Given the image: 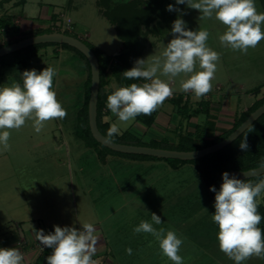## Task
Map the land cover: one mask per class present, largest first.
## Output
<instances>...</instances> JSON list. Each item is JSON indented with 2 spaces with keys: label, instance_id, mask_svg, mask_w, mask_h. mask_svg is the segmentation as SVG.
Here are the masks:
<instances>
[{
  "label": "rangeland",
  "instance_id": "374dc122",
  "mask_svg": "<svg viewBox=\"0 0 264 264\" xmlns=\"http://www.w3.org/2000/svg\"><path fill=\"white\" fill-rule=\"evenodd\" d=\"M26 1L24 5L13 9L11 1L0 4V17L9 18L7 24L0 27V41L14 36L17 29L20 32L32 24L44 25L49 21L48 16L56 13L57 20L51 21L52 24L48 27L66 30L91 43L95 48L112 53L121 45L114 26L100 14L96 0H73L71 4H68V0ZM173 2L175 8L180 10L177 12V18L185 21L186 28L192 31L206 29L209 32L207 46L220 54L215 78L212 80V91L208 93L211 100L216 101L220 94L228 91L229 94L223 101L224 105L240 111L256 101L257 97L258 99L264 97V40L257 47L249 48L247 55L222 46L219 35L226 31V26L214 17L200 20L198 10L189 8L187 4L177 5L175 0H172V5ZM255 3L257 11L264 12L260 0H255ZM167 6L165 15L159 16L153 23L158 34L151 33L141 42L142 53L139 59L146 60L145 67L153 57L163 59V51L174 38L171 28L176 16L173 18V11H168ZM19 15L22 21L14 24L11 16L16 19ZM67 18L71 20L70 25ZM54 49L55 46L52 44L40 48L39 53L31 58L26 67H3L0 62V87L11 86L16 82L22 85L21 74L25 70L35 69L39 73L47 66L53 67L56 70L53 90L68 113L66 119L46 122L40 133H36L32 127L33 121L27 120L20 129L9 130L10 147L7 151L0 145V236L11 235V242L2 244V248H18L21 252V246L18 245L17 239L13 241V237L17 238L18 233V239L24 236L27 245L23 252L24 264H32L31 251L40 252L32 248L37 241L30 239V236L35 235L33 230L43 229L45 234L54 232V226L75 227L81 230L83 224L90 223L93 226L99 225L104 234L112 233V238L124 234L123 236L126 235L130 239L129 234L133 231L125 227L120 229L121 224L126 222L129 224L134 218L137 221L138 218L150 220L148 219L150 213L146 211L138 213L139 210L137 212V208L131 202L153 203L150 208L160 206L161 219L164 215L171 219L173 215L169 214L173 210V193L183 191L185 187L182 186L187 184L193 185L194 189H198V185L202 186L194 166L186 165L174 170L172 162L168 160H160L163 162L160 163L158 171L154 167L155 178L150 183L141 180L139 186L136 179L143 178L147 171H151L147 164L135 162L127 155L115 153L112 154L113 158L103 165L96 154L90 152L83 142L78 141L75 135L70 133L76 122L74 119L76 111L83 101L81 91L85 72L79 70L75 62H72V57L68 56L67 53L72 52L65 50V54V51L57 52ZM157 75L165 81L171 82L173 79L175 81L172 84L173 91L182 92L181 81L187 78L184 74L174 78L162 76L159 72ZM193 96L194 94H191V100ZM172 107V103L165 100L156 116L159 117L160 112L165 111L175 116V122L177 113L172 112ZM204 116L200 114L197 121H191L190 125L199 124L201 128L209 130L213 121ZM181 126L184 128V123L175 125L176 136ZM125 187L128 188L126 195L123 192ZM194 189L190 194H194ZM258 198L262 201V193ZM108 201H116L114 206L120 204L123 206L111 208L106 204ZM108 238L109 243L110 237ZM120 243L122 242L119 241L114 246L111 241L108 246L110 254L108 257L113 256L114 260L119 261L111 264H156L150 261L143 262L142 255L140 252L135 253L134 248L132 254L128 255L125 251L128 247H121ZM187 254H189L187 260L185 259L183 264H203L201 259L192 262L193 252ZM100 264L106 262L102 261ZM160 264L173 262L166 260ZM254 264L261 263L257 261Z\"/></svg>",
  "mask_w": 264,
  "mask_h": 264
},
{
  "label": "clouds",
  "instance_id": "9594fccd",
  "mask_svg": "<svg viewBox=\"0 0 264 264\" xmlns=\"http://www.w3.org/2000/svg\"><path fill=\"white\" fill-rule=\"evenodd\" d=\"M175 3L187 4L189 8L198 10L200 20L214 17L226 26V31L219 35V41L234 51L247 55L249 48L257 47L264 40V12L257 11L255 0H175ZM167 10L180 11L172 4L167 6ZM171 33L174 38L163 51V59L153 57L147 67L145 59H137L131 69L122 73L128 80L147 82L112 86L115 91L107 96L106 106L125 125L137 116H150L173 96L172 83L159 78L158 72L172 78L184 74L187 78L181 81L180 90L192 92L194 100L199 101L212 91L220 54L207 46L209 32L206 29L188 30L185 21L177 18L173 21ZM55 75L56 70L51 66L39 73L35 69L25 70L21 74L22 85L16 82L0 87V145L3 150L10 147L9 130L20 129L27 120H32L35 132L40 133L46 122L67 118V110L53 90ZM117 134H120V129L113 123L107 137L111 140ZM239 148L247 152V135H244ZM222 180L219 191L215 186L209 188L215 193L212 219L218 225L220 251L235 264H242L253 256L264 259V231L259 227L262 216L258 212L257 200L264 192V179L252 184L224 172ZM151 221L142 220L133 232L151 234L159 242L164 256L173 264H183V258L178 254L183 239L174 230L153 227V224L163 222L159 215L152 213ZM33 231L41 245L52 249L46 264H97L92 257L97 251L98 236L92 224H83L81 230L54 226V232L47 234L43 229ZM125 251L132 254L131 248ZM0 264H24V256L18 248H0Z\"/></svg>",
  "mask_w": 264,
  "mask_h": 264
},
{
  "label": "trees",
  "instance_id": "16d2710c",
  "mask_svg": "<svg viewBox=\"0 0 264 264\" xmlns=\"http://www.w3.org/2000/svg\"><path fill=\"white\" fill-rule=\"evenodd\" d=\"M10 0H1L0 4ZM26 0H17L16 2L23 4ZM73 0H68L71 4ZM170 0H97V4L103 16H105L112 24H114L118 36L123 41L122 50L116 55L106 54L99 48H95L91 43L83 40L87 43L95 52L99 60L100 66V87L98 96V115L97 121L99 129L103 134L107 136V131L110 127L108 122H104L101 117V110L107 102V96L114 91H106L105 85L107 84V73L110 71L119 82L125 83L130 86L131 83H138L140 80H128L123 76V72L132 68L135 60L140 54V36L146 32V28L150 29L151 22L157 15L164 16L166 11V5ZM264 10V0H260ZM8 17H0V27L7 24ZM54 20H57L54 15ZM145 28V30L143 29ZM59 30L53 27L41 28L35 32H22L19 37L13 40L0 41V46L17 41L29 35L50 32ZM64 33L74 35L68 31ZM76 36V35H74ZM55 45L63 49L70 50L74 56L80 58L84 62L86 71V79L83 83V101L77 110V124L76 135L83 139L85 144L96 149L100 156H103L102 151H108L118 154H123L132 157H150L155 159H163L172 162L174 168H178L185 163H195L196 168L200 176L203 178L205 185L215 186L218 190L219 180L222 173L229 169H249L259 166L264 163V114L261 115L251 126H249L239 137H237L232 143L228 144L221 150L213 153H209L201 158L193 160H182L176 158H160L152 155L123 153L114 151L101 143H99L90 131L88 122V101L90 96V84H91V69L90 64L86 56L73 46L66 43H39L34 44L20 50L11 52L0 57L1 66L3 67H26L29 65L33 56L39 53L40 48L47 45ZM258 89V88H257ZM256 89V90H257ZM173 105L176 106L177 112L184 116L186 119H190L193 116L204 112L207 114V119L210 117L209 107L210 102L201 101L197 107H193L190 104L188 97L184 99L183 93H177L170 99ZM264 103V97L257 99L246 111H243L236 119L233 127L222 134L216 135L212 138H208L207 130L201 128L199 124H196L193 130H185L182 127L179 129V134L176 136V141L169 142L164 137L161 140H151L149 143H143L139 139L133 138L128 132L124 131L121 134L114 135L112 140L122 143L141 144L149 146H157L163 148L179 149V150H193L208 146L214 142H217L232 132L238 125L242 123L247 116L256 109L259 105ZM157 111L153 112L150 116L140 115L136 119L144 123L145 125H151L156 117ZM247 135V143L249 148L247 152L242 151L239 148V144ZM264 179V173L256 177L242 179L246 182L255 184L259 180ZM210 191V190H209ZM211 197L215 200V193L210 191ZM258 200V212L262 216L259 227L264 231V192H262V201ZM18 240V239H17ZM52 254V249L46 248L41 255L37 258L35 264H46V258Z\"/></svg>",
  "mask_w": 264,
  "mask_h": 264
},
{
  "label": "crops",
  "instance_id": "0c3cea01",
  "mask_svg": "<svg viewBox=\"0 0 264 264\" xmlns=\"http://www.w3.org/2000/svg\"><path fill=\"white\" fill-rule=\"evenodd\" d=\"M10 1H11V5L13 6L11 9H13L14 7L19 6V5H24L27 2V1H25L23 4H21V3L18 4V2H16L17 0H10ZM171 2H172V0H170L169 4H171ZM96 3H97V0H96ZM169 4H167V5H169ZM260 4H261V2H260ZM97 6H98V4H97ZM173 6H174V2H173ZM261 6H262V4H261ZM98 8H99V6H98ZM99 12L102 15L100 9H99ZM11 14H13V13H11ZM54 15L56 16V13H52L51 15H49L47 18V19H49V21L44 25L32 24L29 28H26V30L22 29L20 32H18V29H17V33L14 36H12L11 38L7 37L5 39L13 40V39H16L17 37H19V35L22 32H26V31L35 32V31L40 30V28H47L49 25L52 24L51 21H55ZM159 16L160 15H157L156 18L151 22V24L149 26L150 27L149 30L147 28H146V30H145V28H143L146 32L145 33L143 32L140 36V44H139L140 54L137 57V59H139V57L142 53V48H141L142 40L145 37H148L151 33H157L158 32L156 26L153 23ZM174 16H176V19H177V16H178L177 11L176 12L173 11V18H174ZM103 17H105V16H103ZM21 18L22 17L20 15L16 19H14V17L11 16V20H13L14 24H17L16 22L20 23L22 21ZM56 18H57V16H56ZM68 19L70 20V18H67V21H68ZM112 25L114 26V24H112ZM114 28H115V26H114ZM115 31H116V28H115ZM116 34H117V31H116ZM117 36H118V34H117ZM119 39L121 40V45L117 46L116 51L114 53L108 52V51L103 50V49H101V50L104 51L106 54H109V55L118 54L122 50V47H123V41L120 37H119ZM158 41H159V39H158ZM65 50H67V49H63V48L57 47V46H55V49H54V51H57V52L58 51L64 52ZM68 51L71 52L70 50H68ZM65 54H66V51H65ZM67 54L69 57H72V62H75L76 67L79 70H83L85 72V78H84V81H85L86 71H85V67H84V62L80 58L74 56L73 53L72 54L67 53ZM134 64H135V62H134ZM134 64L132 65V67L134 66ZM107 80H108V82L105 85L106 91H109V90L115 91V88L112 87L113 85H115L116 87L128 86L125 83L119 82L118 79L113 74H111L110 71L107 73ZM84 81H83V83H84ZM144 82H147V81H144L141 79L138 82V84H142ZM171 83L174 84L175 81H173V79H171ZM220 89H221V87H220ZM82 93H83V88H82L81 94ZM177 93H183L184 99H186L188 97V99L190 100V104L193 107H197L199 105V103L203 100L210 102V107H209L210 117H208V119H211L213 121V123H212V128L207 130V133H208L207 137L208 138L214 137L216 135L222 134V133L230 130L233 127L235 119L243 111H246L255 102L254 101L252 104H250L247 107H243L239 111V110H236V109L234 110V109L224 105L225 103L223 101H224V99H226L225 96L229 94L228 91L220 94L219 99H217L216 101L211 100L209 94H207L206 96H203L199 101H197L194 99L191 100V94H193L192 92L184 93V92L173 91V95H175ZM171 98H168L166 100L171 102V100H170ZM258 98L259 97H257L256 99H258ZM106 104H107V102L105 103V105L103 106V108L101 110L102 120L104 122H108L110 124V126H111V124L116 123L120 129V134L123 133L124 131H128L133 136V138L139 139L141 142H143L145 144L149 143L151 140L159 141L164 137H166L169 140V142H174V141H176V134H175L176 132H174V131H176V129L174 128L175 125H177L178 123L181 122V123H184V125H185L183 129L193 130L194 127L196 126V124H195V126H191L190 125L191 121H194V120L197 121V119H198L197 117L200 114L205 115L206 119H207V114L204 112H201L200 114L193 116L190 119H186V118H184V116H182L181 114H179L177 112L176 106L173 105V103H172V105H173L172 112L177 113V114H175V115H177L175 122H174L175 116H173V115L171 116L169 113L162 111V112H160L159 117H157V116L155 117V120L151 125H145L144 123L137 120L136 118H135L134 122H132L131 124L124 125V123L120 122L118 120V117H116L107 108ZM237 111H239V112H237ZM158 114H159V110L157 111V115ZM179 118H180V120H179ZM74 119H76V122L73 124V128L70 131V133L74 134L78 141L83 142L85 147L88 148L90 150V152H92L93 154H96L101 159L102 164L105 165L109 161V159L113 158L112 154H115V153L108 152V151H102L103 156H100L96 149H94L91 146L86 145L84 140L79 138L76 135L77 113L75 114ZM172 121H173V123H172ZM171 125H173V128H171ZM128 158H130L131 160H133L135 162L147 164V166L151 170L150 172L147 171L148 173L145 174L143 176V178L138 177V179H136L138 186H139V183L141 182V180H143V182L147 181L148 183H150L151 180H153V178H155L154 173H153L154 167H155V170L158 171V167H159L160 163L163 162V161H160L163 159H155V158H150V157H132V156H129ZM186 165L194 166V168L197 170L195 163H191V162L180 165L178 168H174L172 165V168L174 170H176V169H179L180 167H183ZM94 172H96V171H93V173ZM197 174H198L199 178L201 179L200 181L202 183V186L198 185L199 190L194 189L193 185L187 184L186 186H182V188L185 187V188H183V191L181 190L180 192L173 193V199H172L173 200V210L170 211V214H169V215H173V218L170 219L169 216L166 217L164 215V216H162L163 222L160 225L153 224V227H155L157 230H159L160 228H164L166 231L167 230H174L177 233V236L179 238L183 239V244L181 246L180 252L178 253L180 256H182V258L184 257L183 261L185 259L187 260L186 257L189 255L187 253L193 252L194 256H193L192 262L198 261L199 259H201V261H203V264H211V263L212 264H215V263H218V264H235V262L233 260L229 259L228 256L226 254H224L223 252H221L219 249V243L217 240V233H218L219 229H218V225L212 219V215L215 212V208H214L215 200L211 197L210 191H209L208 187L205 185L203 178L200 176L199 173H197ZM156 176L159 177L158 175H156ZM156 180L158 181V178ZM82 185H83V182H82ZM192 189H194V191H193L194 194H190V191H192ZM127 190H128L127 187H125L123 189V192L125 195L127 193ZM93 195H94V197L96 196L95 194H93ZM91 198H92V196H91ZM115 202L116 201H114V202L108 201L106 204L110 205L111 208H113V207L114 208H121L123 206L121 204L114 206ZM131 204L135 205V207L137 208V212L139 210L138 213H140V214H141V211H146V212L150 213L149 214L150 216L148 218L150 220H146L150 223L152 222L151 221V214L152 213H155L159 216L162 215L161 210H160V206L156 207V208L152 207L153 209L150 208L153 205V203L136 201V202H131ZM204 208L207 209V211H205ZM142 220H144V219L138 218V221H137V219L134 218L133 220H131L129 222V224H128V222H126L127 224L126 223L121 224L120 229H123V227H125V228H127V230L130 229L131 231H133V229L136 226H138ZM131 223H133V224L131 227H129V225ZM94 228L96 229L95 234L98 236V244H97V251H96L95 255L92 257V259L96 260L97 264H100L102 261L106 262V264H111L113 262L119 263V261H116L113 259V256L108 257V255H110V254H108V251H109L108 246L111 244V241H112V244L114 246H115V243H118L120 241V242H122V243H120L121 247H128L131 249L134 248L135 253L140 252L139 254L142 255L141 260L143 262L150 261L152 263L160 264L166 260L170 261L166 256L163 255L161 249L159 248V242L155 239V237H153L149 233H138L137 234V233L131 232L129 234V236L131 237L130 239H128L126 237V235L123 236L124 234L122 236L115 235L112 238V233H110V235L104 234L103 232H101L102 230L99 227V225H94ZM112 229L117 230L116 228H112ZM109 230H111V229H109ZM18 234L16 236L17 238L13 237L14 238L13 241H15V239H18ZM108 237H110L109 243L107 242V240H109ZM30 239L36 240L35 235H33L32 237L30 236ZM9 242H11V235L9 236V235L2 234L0 236V248H2V244L9 243ZM140 247H142V248L140 249ZM31 252H33V253L30 256V260H31L32 264H35L37 258L39 257V255L42 254V252H35V251H31ZM190 256H192L191 253H190ZM120 261L123 262L122 260H120ZM257 261H258V263L260 262L261 264H264V259L257 258L255 256H253L252 258L242 262V264H254Z\"/></svg>",
  "mask_w": 264,
  "mask_h": 264
},
{
  "label": "water",
  "instance_id": "95a60500",
  "mask_svg": "<svg viewBox=\"0 0 264 264\" xmlns=\"http://www.w3.org/2000/svg\"><path fill=\"white\" fill-rule=\"evenodd\" d=\"M39 43H66L75 47L82 52L89 61L91 69V84H90V96L88 101V122L92 136L102 145L118 152L152 155L160 158H176L182 160H193L201 158L209 153L216 152L223 149L228 144L232 143L237 137H239L249 126H251L261 115L264 114V103L254 109L245 120L242 121L232 132L221 140L214 142L208 146L193 149V150H179L171 148H163L157 146L130 144L116 142L110 140L99 129L97 115H98V96L100 87V66L97 55L94 50L85 43L81 38L64 33L63 31L54 30L50 32H42L33 35L26 36L17 41L0 46V57L11 52L20 50L22 48L39 44ZM229 138V139H228ZM226 172L230 177L235 176L238 179H246L259 176L264 173V163L252 167L249 169H229ZM223 183L222 176L219 180L218 190Z\"/></svg>",
  "mask_w": 264,
  "mask_h": 264
},
{
  "label": "built area",
  "instance_id": "2783aa9c",
  "mask_svg": "<svg viewBox=\"0 0 264 264\" xmlns=\"http://www.w3.org/2000/svg\"><path fill=\"white\" fill-rule=\"evenodd\" d=\"M67 23L70 25V20L68 19ZM18 245L21 246L22 251L21 253L23 254L24 252V248H26V238L23 236L20 239L17 240ZM32 244H34L32 242ZM32 248H35L36 250L43 252L47 247H44L43 245H41L38 241H36V243L32 246Z\"/></svg>",
  "mask_w": 264,
  "mask_h": 264
}]
</instances>
